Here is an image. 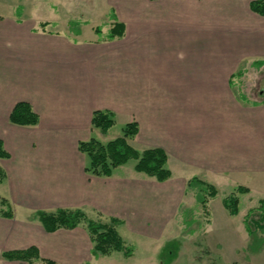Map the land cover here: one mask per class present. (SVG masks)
Segmentation results:
<instances>
[{
    "label": "crops",
    "instance_id": "obj_1",
    "mask_svg": "<svg viewBox=\"0 0 264 264\" xmlns=\"http://www.w3.org/2000/svg\"><path fill=\"white\" fill-rule=\"evenodd\" d=\"M232 1L133 0L111 7V23L124 26L123 36L112 40L109 31L83 39L79 31L52 36L0 23V140L8 153L0 159L1 203L12 214L9 219L0 211V227L14 223L16 245L23 230L32 232L19 248L34 246L56 264H91L102 256L92 254L85 223L47 233L38 211L80 210L89 220L133 222L146 183L116 170L92 176L78 151L79 142L94 138L95 111L112 112L114 122L123 114L138 125L132 148H160L166 164L169 158L193 164L216 190L236 172L264 179V99L249 102L233 89L241 67L264 62V16L249 9L235 13ZM18 102L31 106L36 125L9 122ZM17 211L25 217L20 223Z\"/></svg>",
    "mask_w": 264,
    "mask_h": 264
},
{
    "label": "rangeland",
    "instance_id": "obj_2",
    "mask_svg": "<svg viewBox=\"0 0 264 264\" xmlns=\"http://www.w3.org/2000/svg\"><path fill=\"white\" fill-rule=\"evenodd\" d=\"M252 1L255 0H233V11L250 10ZM131 2L133 0H0V23L17 22L30 28V31L55 33L52 36L73 37L79 31L83 39H87L94 35L95 28L100 29V34L110 31L112 27H109L114 25L111 23L114 17L111 7L125 8ZM43 23L47 24L44 28L40 26ZM127 55L126 59L129 53ZM252 65L250 62L241 67L238 72L243 74L235 77L233 89L238 97L244 96L249 102H256L264 99V62L259 66ZM122 66L127 68L126 63ZM118 115L114 126L106 133L95 128L94 139L100 144L106 145L121 137L122 128L126 122H131L123 114ZM132 138L127 139L129 146ZM141 138H145L144 133ZM134 139L131 140L133 145ZM135 164V160H129L112 171L114 175L116 170L115 175L121 178L136 174L138 180L147 186L141 195L144 201L139 202L137 214L130 215L133 222L126 218L117 227L122 240L134 252L130 258H125L121 252L112 251L108 255L95 257L91 264H264V243L258 253H249L250 238L243 223L248 210L257 208L259 201L264 199V179L253 173L238 172L230 174L229 178L223 177L217 185V195L214 198L206 196L207 205L204 208L196 201V191L181 181L196 176L201 178L203 173L193 164H179L169 158L166 168L173 172V178L165 182H157L143 173H137L134 171ZM239 186H246L250 191L244 195L236 194ZM232 193L239 197L237 216H231L222 205L223 200ZM5 196V188L0 185V211L10 209L7 202L1 203ZM130 206L135 208L136 202ZM16 216L18 223L20 219L24 221L25 217L19 211ZM28 216L27 221L34 222V216ZM251 218L257 219V211L252 213ZM137 220H140L139 225ZM96 221L109 222L107 218ZM18 223L15 225L19 226ZM6 226V229L0 227V264H22L6 260L2 253L26 249L19 247L33 234L23 230V242L16 245L17 227L13 222H7ZM2 230H6L4 234ZM258 234L264 238V234Z\"/></svg>",
    "mask_w": 264,
    "mask_h": 264
},
{
    "label": "trees",
    "instance_id": "obj_3",
    "mask_svg": "<svg viewBox=\"0 0 264 264\" xmlns=\"http://www.w3.org/2000/svg\"><path fill=\"white\" fill-rule=\"evenodd\" d=\"M250 10L259 15L264 16V0H255L250 3ZM42 28L47 24H40ZM124 26L121 23H114L106 38L112 40L123 36ZM94 32L100 34V29L95 28ZM262 61H258L255 65H262ZM243 72H238L236 76H241ZM9 122L18 126H34L38 122V116L32 110L31 106L26 102H18L13 107ZM91 124L94 128L99 129L102 133H106L114 126V115L110 111H95L92 114ZM138 133V125L130 122L122 128L121 137H117L109 141L106 145L100 144L94 138L88 141L78 143V151L88 158V165L85 171L92 176L110 177L112 171L129 160H135L134 171L143 173L150 178H154L157 182H165L171 177L170 171L166 168L167 156L160 148L146 149L137 151L129 146L127 139L134 137ZM8 158V153L3 148L0 140V159ZM5 177V173L0 168V182ZM187 187L196 191V201L206 207L207 197L214 198L217 190L209 183L192 177L187 182ZM236 194H247L248 189L245 187H237ZM232 193L226 197L222 205L231 216L238 214L239 199ZM257 208L248 210L244 216L243 223L245 231L250 238L248 251L256 254L261 250L264 238L260 237L258 232L264 234V199L260 200ZM9 209V206L7 207ZM257 211V219L253 220L251 215ZM5 218H11L10 209L1 213ZM38 221L47 233H53L59 229H74L81 223L86 224L90 240L93 243L92 253L94 255H108L110 252H121L125 258H130L133 249L125 244L120 237L117 227L122 221L111 218L108 223L89 220L80 210L58 209L52 213L38 211L36 213ZM2 256L8 261H17L23 264H56L55 262L40 257L36 247L30 246L24 250L9 251L2 253ZM236 264V263H232Z\"/></svg>",
    "mask_w": 264,
    "mask_h": 264
}]
</instances>
